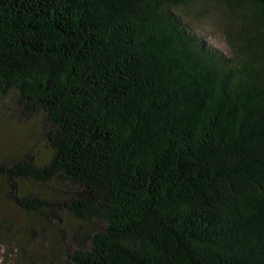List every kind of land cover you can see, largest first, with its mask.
Wrapping results in <instances>:
<instances>
[{"label":"trees","instance_id":"trees-1","mask_svg":"<svg viewBox=\"0 0 264 264\" xmlns=\"http://www.w3.org/2000/svg\"><path fill=\"white\" fill-rule=\"evenodd\" d=\"M195 0H0V93L46 113L56 206L103 230L71 264H264V0H199L230 56L183 20ZM54 215L58 217V213Z\"/></svg>","mask_w":264,"mask_h":264},{"label":"rangeland","instance_id":"rangeland-1","mask_svg":"<svg viewBox=\"0 0 264 264\" xmlns=\"http://www.w3.org/2000/svg\"><path fill=\"white\" fill-rule=\"evenodd\" d=\"M189 9L190 13L182 17L185 23L208 45L230 56L218 12H207L199 0ZM50 128L44 111L24 113L14 90L0 93V159L5 164L28 155L38 165L47 163L53 156L46 136ZM73 189L74 185L60 177L45 182L23 178L12 186L7 177L0 175V264H71L69 254L88 247L89 236H84L103 230L104 221L79 220L56 206L27 210L16 200L27 196L61 202Z\"/></svg>","mask_w":264,"mask_h":264}]
</instances>
